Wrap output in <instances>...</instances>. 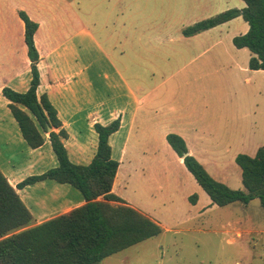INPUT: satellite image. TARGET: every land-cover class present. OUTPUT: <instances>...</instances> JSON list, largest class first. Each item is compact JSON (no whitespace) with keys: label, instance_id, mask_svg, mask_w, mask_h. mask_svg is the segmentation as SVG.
Listing matches in <instances>:
<instances>
[{"label":"rangeland","instance_id":"obj_1","mask_svg":"<svg viewBox=\"0 0 264 264\" xmlns=\"http://www.w3.org/2000/svg\"><path fill=\"white\" fill-rule=\"evenodd\" d=\"M38 5L49 10L41 16L46 24L55 17L94 23L93 35L130 84L138 81L143 91L153 89L149 122L144 111L137 120L147 147H155V154L147 153L143 159L137 152L135 162L144 161L143 166L122 167L121 182L113 193L163 230L101 264H264V211L259 201L224 207L212 204L162 141L165 129L168 134L182 133L195 156H204L200 162L215 180L243 189L234 159L241 153L253 155L264 146V71L241 73L228 57L235 50L232 38L244 34L248 24L238 17L200 35L186 37L183 30L228 9L244 7V2L0 0V73L7 48L27 51L23 38H18L19 11L28 14ZM109 19L117 22L105 27ZM27 59L26 53L17 56L16 69H23ZM193 132L196 137H190ZM130 147L128 158L136 151V146ZM192 195L198 200L195 208L189 200Z\"/></svg>","mask_w":264,"mask_h":264},{"label":"trees","instance_id":"obj_2","mask_svg":"<svg viewBox=\"0 0 264 264\" xmlns=\"http://www.w3.org/2000/svg\"><path fill=\"white\" fill-rule=\"evenodd\" d=\"M242 1L243 8L228 9L198 21L184 29L183 35L193 36L241 17L248 24V30L232 39L233 46L249 50L250 70H264V0ZM18 15L24 24L30 85L22 93L8 87H3L1 92L9 101L8 108L26 144L37 149L44 141L41 133H48L58 165L41 175L25 178L16 189L49 179L73 186L85 203L66 214L32 225V215L0 171V264H101L106 257L160 235L163 229L112 192L119 163L111 157L108 139L118 131L119 118L107 125H93L98 145L88 165H76L69 160L63 144L67 134L60 128L56 110L45 94L36 95L40 82L34 34L38 24L24 11H19ZM48 127L50 132H47ZM166 141L182 158L183 165L212 204L219 207L233 203L247 205L257 199L264 211V146L259 147L254 156L236 155L234 161L241 170L243 189L234 190L215 180L188 154L182 137L170 133ZM195 199L196 195L189 197L193 203Z\"/></svg>","mask_w":264,"mask_h":264},{"label":"crops","instance_id":"obj_3","mask_svg":"<svg viewBox=\"0 0 264 264\" xmlns=\"http://www.w3.org/2000/svg\"><path fill=\"white\" fill-rule=\"evenodd\" d=\"M34 8L27 15L38 24V29L34 34L40 82L36 89V95L40 97L45 94L56 110L57 117L61 122L60 128L67 134V138L63 139V144L69 160L76 165H88L93 159L98 145V137L93 125L95 123L107 125L117 118L120 119L118 131L108 139L111 157L119 163L112 187L113 192L115 185L121 182V180L119 181L121 175L119 171L122 167L132 166L139 169L143 166L144 161L135 162L137 152L143 159L147 153L155 154V147H147L148 141L141 134V124L137 120L140 112L144 111L147 122H149V105L152 101L149 97L153 89L143 91L138 81L130 84L113 62L111 55L93 35L91 25H95L94 23H85L69 17L64 19L55 17L49 21L50 24H46L41 16L48 15L49 10L42 5ZM241 8L243 7L237 9ZM116 22L117 19H109L103 25L106 27L109 24H116ZM71 27L73 28L71 30H74L73 33H70ZM17 30L18 38L21 41L22 37L24 41L22 21ZM204 32L206 31L195 35ZM114 48H116L115 45ZM244 49L246 48H235L237 52L231 50L232 54L228 53L229 61L233 67L241 73L264 71L249 69L251 53L245 54ZM21 53L27 55L24 48L20 50L7 48L6 60L4 58L1 71L4 76L2 79L0 78V171L15 189L16 185L25 178L41 175L58 165L48 133H41L44 141L39 148L31 149L26 144L18 124L8 108L9 101L1 92L3 87L21 93L29 88L31 80L29 59L24 62L23 69H16L14 66L17 56ZM55 131L58 132L59 129H55ZM169 132V129L162 132L164 145L167 144L166 135ZM178 135L184 140L188 154H192L201 164L203 162L201 158L204 156L196 157L197 154L188 148L184 135L182 133H178ZM151 137L154 136L151 134ZM190 137H196V132L191 133ZM132 138L133 141H131ZM130 146H136V151L130 152V158H128L127 153ZM257 149L253 155L249 156H254ZM139 162L140 166H137ZM179 162L183 165L182 158H179ZM201 165L204 167L203 164ZM217 178L223 181L220 175ZM16 192L32 215V225L66 214L85 203L76 188L49 179L16 189ZM197 204L198 200L192 207H197ZM128 205L137 209L130 203ZM137 210L148 216L142 210Z\"/></svg>","mask_w":264,"mask_h":264},{"label":"water","instance_id":"obj_4","mask_svg":"<svg viewBox=\"0 0 264 264\" xmlns=\"http://www.w3.org/2000/svg\"><path fill=\"white\" fill-rule=\"evenodd\" d=\"M50 131H51V128H50V127H48V128H47V132H50Z\"/></svg>","mask_w":264,"mask_h":264}]
</instances>
